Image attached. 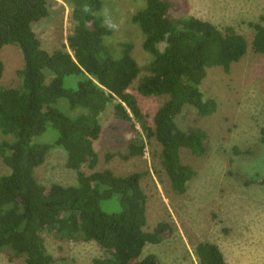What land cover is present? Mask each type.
I'll list each match as a JSON object with an SVG mask.
<instances>
[{
	"label": "trees",
	"instance_id": "1",
	"mask_svg": "<svg viewBox=\"0 0 264 264\" xmlns=\"http://www.w3.org/2000/svg\"><path fill=\"white\" fill-rule=\"evenodd\" d=\"M66 1L74 22L68 37L72 52L66 46L47 51L33 29L34 22L49 16L50 0H0V51L16 45L24 61L19 87L0 83V158L10 169L0 176V251L25 264H60L48 250L49 232L60 239L97 242L108 256L93 264H160L155 254L143 255L153 240L146 230L142 173L83 170L86 163L91 168L98 163L95 141L102 133L101 115L112 107L131 125L135 135L125 158L143 154L145 139L155 137L171 185L182 193L195 173L182 153L206 154L209 137L202 128L182 127L179 117L190 109L202 117L217 111L218 102L205 96L201 83L211 68L229 71L247 54L249 42L232 26L171 15V0H141L131 19L151 55L142 67L130 43L120 49L109 43L113 31L102 15L105 0ZM250 25L256 30L252 47L263 53L264 24ZM4 70L0 56V81ZM137 79L142 95L167 96L153 128L129 91ZM48 131L57 135L54 142L37 140ZM55 146L65 150L67 167L77 172L75 184L47 188L36 177L35 169ZM167 226L161 223L157 235ZM195 254L198 264H226L221 248L211 241L199 242Z\"/></svg>",
	"mask_w": 264,
	"mask_h": 264
},
{
	"label": "rangeland",
	"instance_id": "2",
	"mask_svg": "<svg viewBox=\"0 0 264 264\" xmlns=\"http://www.w3.org/2000/svg\"><path fill=\"white\" fill-rule=\"evenodd\" d=\"M102 15L112 28L109 43L115 49L131 44V53L145 67L151 55L143 48V36L132 22V15L141 0H105ZM143 1V0H142ZM173 16L193 15L209 20L219 27L232 26L249 42L247 54L234 62L229 71L211 68L201 83L206 97L218 102L217 111L199 116L193 110L184 111L182 127H198L209 137V149L201 156L182 153L184 163L195 173L180 193L173 189L161 162V146L155 137L145 139L144 153L125 158L129 141L135 133L131 125L115 115L109 107L101 115L102 133L95 141L98 163L83 170L91 174L110 169L124 176L141 172V185L147 194V226L153 242L144 254H155L160 264H198L196 245L211 241L219 245L226 264H264V52L257 53L252 42L256 30L250 23L264 24V0H171ZM145 4V2H144ZM42 47L53 52L66 46L74 30L71 6L66 0H50L49 16L33 23ZM5 64L1 85L19 87L18 70L24 61L16 45H5L0 51ZM141 73L139 78L143 76ZM139 79L129 88L136 95L146 124L153 128V118L167 96H144L138 91ZM136 128L142 132L140 124ZM57 135L48 131L37 140L52 143ZM67 154L62 147H53L43 164L35 169L38 180L47 188L53 183L72 185L77 172L67 167ZM10 172L0 158V176ZM161 223L167 228L157 235ZM160 236V237H159ZM50 253L60 264H93L108 256L93 240L58 238L46 233ZM0 264H25L0 251Z\"/></svg>",
	"mask_w": 264,
	"mask_h": 264
}]
</instances>
